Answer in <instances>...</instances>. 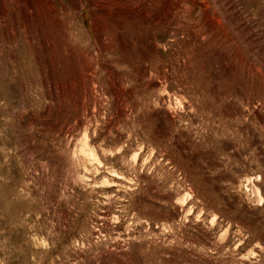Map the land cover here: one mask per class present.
<instances>
[{"label":"rangeland","instance_id":"obj_1","mask_svg":"<svg viewBox=\"0 0 264 264\" xmlns=\"http://www.w3.org/2000/svg\"><path fill=\"white\" fill-rule=\"evenodd\" d=\"M0 264H264V0H0Z\"/></svg>","mask_w":264,"mask_h":264},{"label":"bare ground","instance_id":"obj_2","mask_svg":"<svg viewBox=\"0 0 264 264\" xmlns=\"http://www.w3.org/2000/svg\"><path fill=\"white\" fill-rule=\"evenodd\" d=\"M257 191V190H256ZM258 195H259V190H258ZM259 198H262L261 196H259Z\"/></svg>","mask_w":264,"mask_h":264}]
</instances>
